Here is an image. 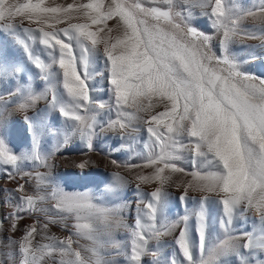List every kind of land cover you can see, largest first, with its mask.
Returning <instances> with one entry per match:
<instances>
[{"label":"snow or ice","instance_id":"obj_1","mask_svg":"<svg viewBox=\"0 0 264 264\" xmlns=\"http://www.w3.org/2000/svg\"><path fill=\"white\" fill-rule=\"evenodd\" d=\"M197 7L210 21L209 32L197 26ZM0 33L40 69L46 82L43 91L34 92L19 80L25 65L0 56V78L5 80L0 113L10 102L26 111L45 100L46 109L71 121L64 143L78 134L89 149L99 133L129 140L141 128L148 133L144 163L123 165L134 172L150 169L136 172L138 194L140 184L155 185L151 193L141 194L147 202L142 198L137 204L130 251L125 252L128 264H141L149 254L153 264H231L230 256L238 264H264V72L257 75L247 67L264 64V44L242 45L248 49L243 54L233 51L244 38H264V0L250 6L238 0H73L66 5L51 0V6L45 0H0ZM34 45L43 46L44 59ZM10 78H15V88ZM97 78L108 84L107 101L93 94ZM113 108L115 119L104 120L101 113ZM25 119L31 130L25 151L11 145L7 121L0 119V169L9 180L25 181L7 199L13 209L7 216L11 230L17 231L25 216L33 217L18 241L9 237L18 247L16 264H113L102 254L100 230L129 228L122 206L102 207L93 202L95 197L65 191L47 172L24 171L29 162L50 168L49 158L60 148L43 153L42 132L49 130ZM185 161L192 171L181 166ZM176 174L184 179L174 180ZM114 176L118 183L105 191L116 194L126 181L119 173ZM30 180L36 182L32 192L25 187ZM173 183L182 189L181 202L191 199L200 205L192 213L198 244L188 215L179 222L167 218L165 187ZM189 192L200 195L190 197ZM210 203L220 207L222 234L216 242L208 231ZM248 212L258 214L259 229L234 236L233 218ZM178 223L184 226L174 237L175 251L162 261L160 238L175 232ZM49 225L70 234L59 238L50 234ZM79 238L91 244L73 248ZM152 241L156 250L150 252ZM7 255L12 259L14 254Z\"/></svg>","mask_w":264,"mask_h":264},{"label":"rangeland","instance_id":"obj_2","mask_svg":"<svg viewBox=\"0 0 264 264\" xmlns=\"http://www.w3.org/2000/svg\"><path fill=\"white\" fill-rule=\"evenodd\" d=\"M73 0H55L57 4H67L72 3ZM78 2H87V0H78ZM238 2L244 6H250L252 4H258L260 0H238ZM46 5L51 6V0H45ZM193 12L197 18V26L209 32L211 30L210 21L203 16V10L199 7L194 8ZM76 22V21H74ZM109 25H112V21L108 22ZM251 40V41H250ZM254 38H244L241 43L233 45V51L243 54L248 51V49L242 47V45L257 46V43L253 42ZM37 54L44 59L47 56L46 51L43 49L42 45L36 46ZM257 52L261 51L258 47ZM0 56L10 60L23 63L25 65V71L20 75L19 80L23 84H30L34 92H41L46 87V82L43 80L40 69L36 68L34 64L29 61L26 55L17 47H15L10 39L0 33ZM264 67V64H261L257 61L255 64L248 65V69L251 72H254L257 75H260L264 70H260L259 66ZM103 62H98V70L102 69ZM264 69V68H263ZM57 71L59 69L57 68ZM13 88H15V78H10L8 81ZM5 80L0 78V91H2ZM92 84L94 85L96 91L94 95L97 99L107 101L108 96V84L105 81L103 84L100 79H95ZM31 117L34 122H42L44 127L49 131L42 132L41 140V151L43 153L52 152L56 149L57 145L60 146L59 151L55 152L54 156L49 158V163L53 167L52 170H45V168L40 167L38 164L28 163V166L24 168V171H41L47 172L54 180L55 183L59 184L65 191L70 193H84L92 197H95L94 203L99 204L102 207H114L116 205L122 206L121 216L125 224H129V228L134 226L130 219L133 217V211L137 212L138 201L146 195L142 196L141 194H148L147 188L149 184H141L140 194L136 191V186L130 181V178L126 176L129 173V168L124 167L123 165H140L144 163L148 150L144 148V142L148 140V133L141 128L140 131L133 134V139L129 140L127 138H121L116 136L114 133H103L98 134L97 138L92 140V148L89 149L86 144H84L77 134L78 138V149L79 151L86 152L85 159L79 157V151L75 152L72 148L71 141L64 143V135L69 130L71 121L65 122V118L58 112V110H53L50 108L46 109L45 100H40L34 107L24 110H16L15 103H9L7 111L0 113V119H6V134L10 140L11 145L17 151H25L31 146V130L29 128V121L25 117ZM101 116L104 120H108L109 116L112 119H115V109L113 108L110 113L105 114L101 113ZM53 133L60 134L61 136L56 138ZM63 136V137H62ZM123 145V154H115V148ZM130 146V147H129ZM99 156H104L109 159L110 162L106 163V166L98 167L100 161ZM115 160L117 164H113L112 161ZM67 163L70 168L78 174V179H73L67 176L63 164ZM82 162H87V166L84 169H80L78 165ZM117 165H121L118 167ZM182 167H185L187 171H192L191 163L185 161L181 164ZM71 170V171H72ZM144 171L148 172L150 169H137L136 172ZM134 172V171H133ZM136 172H134L136 174ZM115 173H119L121 177L126 181L125 183L120 184L117 189L116 194L111 192H106L105 189L109 186H115L118 182L116 181ZM82 177V178H81ZM184 179V177H179V174L173 177L174 180ZM190 178V177H188ZM12 182V183H25L24 180H9L8 176L4 175L3 169H0V250L2 247L3 232L8 230L11 221L7 219L8 213L12 212L13 209L7 203V199L11 194V190L14 187H9V194L5 196L3 191V185ZM35 180H30L25 184L26 189L29 192H32V188L35 187ZM174 187L176 184L173 183ZM178 188V187H177ZM171 189V190H170ZM170 191H167V208L166 215L169 221L179 222L181 218L185 215L189 216V227L194 231L192 239L194 243L198 244V233L195 232L196 218L192 215L193 212L198 211L200 205L194 200H188L186 202H181L179 196L182 193V189L174 191L170 188ZM190 197H193L190 196ZM199 197V195H198ZM147 202V199H144ZM52 203L51 201L48 202ZM47 206V205H44ZM130 212H129V211ZM128 212V213H127ZM207 220H208V231L210 239L216 242V238L220 237L222 234V228L219 223L220 207L215 203H210L206 208ZM33 220V217L25 216L20 221V227L14 233L20 232L24 227L23 223H28ZM69 225L73 223L71 219L67 221ZM60 227L59 225H54ZM183 223H178V228L176 232H173L169 235L162 236L163 242L159 248L161 260L170 259L172 253L175 251L174 237L178 234L179 228H183ZM260 221L259 216L255 212H248L246 215H237L233 218L231 225L232 234L234 236H241L244 232H252L254 229H259ZM129 228L121 227L118 229H112L110 232H105L103 229L100 230V240L103 244L102 254L106 259L111 260L115 258L116 264H128L127 257L125 255L126 250L125 245H130L131 237L129 236ZM191 229V230H192ZM176 233V234H174ZM196 233V234H195ZM69 231L63 229V237L69 236ZM173 234V235H172ZM40 238L37 237V240ZM74 240L77 237H73ZM46 242V241H45ZM245 241L241 240L239 243L243 244ZM106 243V244H105ZM91 241L85 238H79V244H73V248L79 249L81 246H89ZM107 247H106V246ZM119 245V247H117ZM153 247L150 249V252L155 249L156 241H152ZM247 251V250H243ZM18 257V252L13 253ZM84 254V253H82ZM264 259V256L260 257ZM18 259V258H17ZM231 261V264H238V259L235 256H230L228 258ZM0 260H3L2 253L0 251ZM141 264H152L151 255H146L141 258Z\"/></svg>","mask_w":264,"mask_h":264},{"label":"bare ground","instance_id":"obj_3","mask_svg":"<svg viewBox=\"0 0 264 264\" xmlns=\"http://www.w3.org/2000/svg\"><path fill=\"white\" fill-rule=\"evenodd\" d=\"M76 22H79V21H76ZM61 26H64V25H61ZM253 39V38H252ZM251 41V40H250ZM253 42H255V43H257V46H259V45H261V44H264V38H261V37H256V38H254V41ZM259 48V47H258ZM257 49V48H256ZM260 49V48H259ZM261 50V49H260ZM260 68V70H264L263 68L264 67H262L261 65L259 66ZM51 98V94L49 93V99ZM99 134H103V133H99ZM53 135L54 136H56V138H58V137H60L61 135L60 134H57V133H53ZM98 136V135H97ZM97 136H95L94 138H97ZM63 137V136H62ZM93 138V139H94ZM70 141H71V144H72V148L74 149V151L75 152H77V151H79V149H78V144H79V142H78V138L76 137V136H74L73 138H71L70 139ZM83 142V141H82ZM84 144H86L85 142H83ZM116 149H120V146H118L117 148H115V154H117V155H119V154H123L124 153V150H123V148L121 149V150H116ZM86 153V152H85ZM85 153L84 152H82V151H79V157H81L82 159H85ZM98 159H99V161H100V163H99V165H97V168L98 167H103L104 166V168H105V166H106V163L107 162H110V160L109 159H107V158H105L104 156H99L98 157ZM52 167V166H51ZM48 168V169H45V170H52V168ZM71 166H69L66 162L63 164V168L65 169V173L67 174V176L68 177H70V178H73V179H78L79 178V176H78V174H76L71 168H70ZM72 170V171H71ZM130 171V170H129ZM126 176L127 177H129L130 178V181L133 183V185L134 186H136L137 185V181H136V179H135V176H136V174L133 172V171H130L129 173H127L126 174ZM82 178V177H81ZM19 182H16V183H12V182H8V183H6V184H4L3 185V191H4V193H5V196H7L8 194H9V187H14V189L17 187V184H18ZM140 186H141V184H140ZM154 187H155V185L154 184H151V185H149L148 187H146L147 188V191L149 192V193H151L153 190H154ZM34 188L35 187H33L32 188V191L34 190ZM170 188H172L174 191H176V190H180V188H177V187H174V185L173 184H169V185H167L166 187H165V191L167 192V191H170L171 189ZM170 189V190H169ZM193 195V197H198V195H200L199 193H196V192H189V196H192ZM143 199H147V197H143ZM140 202V200L138 201V203ZM129 211V210H128ZM130 212V211H129ZM128 213V212H127ZM136 218H137V212L134 210L133 211V217H132V219H130L131 220V222H132V224L133 225H135V222H136ZM33 221V220H32ZM32 221H30L29 222V224H31L32 223ZM26 225V224H28V223H23V225ZM129 225V224H128ZM23 229V228H22ZM22 229L20 230V232H18V233H14L12 230H11V228H10V226H8V230L7 231H4V229H1L2 230V232H3V239H4V241L2 242V247H1V253H2V256H3V261H4V264H16V261L18 260L17 258L18 257H16L15 255H13V258L12 259H10L9 258V256L7 255L8 253H14V252H18V247L15 245V244H10V242H9V237L11 238V240L12 241H18L19 239H20V237H21V235L23 234L22 233ZM130 229V228H129ZM192 228L190 227V234H192L193 235V233H194V231H193V229L191 230ZM49 231H50V234H55L57 237H59V238H61V237H63V228H61V227H56V226H54V225H49ZM176 232V231H175ZM174 234H176V233H174ZM196 234V233H195ZM169 235V234H168ZM173 235V234H172ZM178 235V234H177ZM176 235V236H177ZM39 237V236H38ZM40 238V237H39ZM161 243H164L163 242V238L161 237L160 238V241H159V245L161 246ZM106 244V243H105ZM106 246V245H105ZM108 246V245H107ZM106 246V247H107ZM124 248L126 249V250H130V245H125L124 246ZM156 249H153V251H155ZM160 251V250H159ZM160 257H161V255H160ZM151 260H152V264H153V257L151 256ZM111 261H113V264H116L115 263V258H112L111 257Z\"/></svg>","mask_w":264,"mask_h":264}]
</instances>
